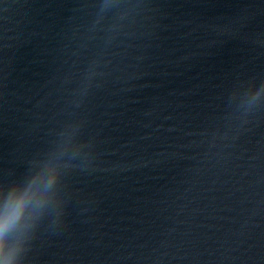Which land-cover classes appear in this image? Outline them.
<instances>
[{
    "label": "water",
    "instance_id": "1",
    "mask_svg": "<svg viewBox=\"0 0 264 264\" xmlns=\"http://www.w3.org/2000/svg\"><path fill=\"white\" fill-rule=\"evenodd\" d=\"M0 264H264V0H0Z\"/></svg>",
    "mask_w": 264,
    "mask_h": 264
},
{
    "label": "clouds",
    "instance_id": "2",
    "mask_svg": "<svg viewBox=\"0 0 264 264\" xmlns=\"http://www.w3.org/2000/svg\"><path fill=\"white\" fill-rule=\"evenodd\" d=\"M23 207V200L18 201L13 208L12 213L3 220H0V232L7 228L18 217L20 210Z\"/></svg>",
    "mask_w": 264,
    "mask_h": 264
}]
</instances>
